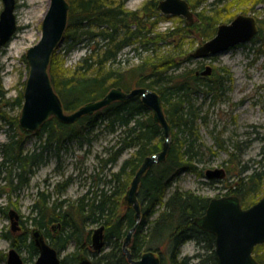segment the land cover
I'll list each match as a JSON object with an SVG mask.
<instances>
[{
	"label": "trees",
	"instance_id": "trees-1",
	"mask_svg": "<svg viewBox=\"0 0 264 264\" xmlns=\"http://www.w3.org/2000/svg\"><path fill=\"white\" fill-rule=\"evenodd\" d=\"M123 1L68 0L65 38L72 43L66 46L67 50L81 42L88 52L73 69L65 68L59 59L51 57L48 67L51 84L66 112L89 100L100 99L112 87L129 91L144 86L159 94L170 125V145L165 159L152 163L136 188L140 219L128 248L133 258L151 250L161 264H216L214 235L200 229L193 221L205 211L210 197L181 186L172 187V184L184 172L204 177L208 163L223 150L228 154L224 161L227 176L207 182H220L222 194L237 195L243 206H249L264 194V132L259 138L263 140L262 157L253 167L241 160L239 142L232 141L231 147L226 144L228 139L223 137L222 129L218 132L212 129L213 143H205L199 131L201 125L208 124L203 106L207 98L208 104L222 99V82L229 78L222 75L227 70L224 67L202 75V60L197 59V63L191 65L196 59L190 57V47L183 42L185 33L195 36L198 43L212 37L218 23L236 16L237 13L231 11L236 2L213 0L206 9L198 11L197 7L204 0H187L193 11V22L180 18L185 22L183 27L178 25L157 31L158 22L168 16L160 15L156 0H147L139 10H125ZM253 1V5L264 2ZM258 37L259 33L255 40ZM94 39L97 41L91 46L89 42ZM126 46L140 61L128 67H113L117 55ZM4 92L3 89L0 92V101ZM201 93L203 96L199 101ZM22 101L20 91L13 101L5 102L20 107ZM0 113L4 119V111ZM25 133L19 132L18 141L22 173L26 175L23 179L27 184L28 172L33 173L34 164L41 160L43 150L38 153L25 151L22 140ZM41 133L45 140L42 147H52L58 162L61 150L74 151L70 144H75L79 150L85 148L80 157L76 156L83 163L92 151L90 147L94 140L103 134L114 137L100 153L94 154L97 162L92 168L89 170L86 166L82 170L88 182L82 195L51 203L43 196L32 203V216L28 221L43 230L59 253L72 244V250L61 257V264H77L81 254L91 256L93 264H130L122 247L127 230L136 221L135 210L125 205L124 196L145 156L161 149L164 134L160 124L153 121L152 113L140 97L133 95L114 100L90 115H81L75 122L63 123L50 117L43 124ZM126 151L130 152L119 162ZM54 222L61 226L56 234H51L48 229ZM95 224L105 226L104 247L107 250L98 253L90 245L91 226ZM189 240H194L204 253L181 256L180 247ZM21 244L36 254L26 232ZM254 248L255 259L264 264V242Z\"/></svg>",
	"mask_w": 264,
	"mask_h": 264
},
{
	"label": "rangeland",
	"instance_id": "rangeland-1",
	"mask_svg": "<svg viewBox=\"0 0 264 264\" xmlns=\"http://www.w3.org/2000/svg\"><path fill=\"white\" fill-rule=\"evenodd\" d=\"M16 6L14 9L15 18L17 23V29L13 33L9 42L5 43L0 49V88L5 91V96L0 101L3 104L5 101H13L14 96L18 92L24 90L25 80L27 78V72L29 65L27 64L26 51L29 47L40 38L41 27L43 23V16L46 13V9L50 3V0H15ZM118 2L119 0H114ZM147 0H124L122 7L125 10H139ZM160 0H156L158 4ZM213 0H204L202 5L197 7L198 11L206 9L209 2ZM68 2V0H67ZM230 2H236L235 6L231 7V11L236 13H244L242 10L246 9V13H252L258 22V33L260 37L256 40L251 39L246 43L237 44L236 47L216 54V57L202 60L203 67L206 64L210 65L213 69L217 67H224L227 70L223 72V76L229 79L224 82V86L228 89L224 99L218 101V103L208 104L209 98L206 99V103L203 106V111L206 112V121L208 124L201 125L199 131L203 136L205 143L212 144L213 138L212 129L214 132H218L222 129L223 137L228 139L226 144L231 147L232 141L240 143L241 147V160L247 162L249 167L256 166V161L262 157L263 140H260L261 133L264 132V2H258L253 5V0H230ZM69 4V2H68ZM156 4V5H157ZM253 6V7H252ZM3 7V2L0 0V10ZM159 10V9H158ZM160 15L162 14L159 11ZM244 13V14H246ZM164 15V14H162ZM167 16V15H165ZM179 16H168L162 18L157 24V31H163L172 29V27L181 26L185 24L180 20ZM183 18V17H182ZM181 18V19H182ZM184 19V18H183ZM230 19L227 20V22ZM261 28V30H260ZM260 31V32H259ZM185 40L183 41L187 47H190V51H193L198 44V40L192 34L185 33ZM97 39L90 41V45H94ZM59 45L55 48L52 57L59 59L63 66L69 69H73L77 65L78 60L87 54L84 43L76 42L73 47L67 50V45L72 43L71 40L65 38V33L60 41ZM62 59V60H61ZM115 66L128 67L138 63L140 60L138 56L134 55L129 50V46L123 47L115 59ZM195 60L191 65H195ZM218 71V70H217ZM203 94L199 95L198 100L201 101ZM7 105L6 111L12 116H19L21 107L15 103ZM3 106V105H2ZM8 114V116H9ZM25 132V131H22ZM6 137L4 127L0 129V142L4 141ZM113 135L103 134L100 138L94 140L91 144L92 151L85 157V164L89 166V170L92 165L97 162L94 154L102 151L103 146H107L113 140ZM40 137L34 135L27 136L25 148L31 150L35 147ZM170 139V137H169ZM74 151L61 150L59 152L60 163L64 167L63 177L77 173L78 170L73 168V165L80 161L79 158L85 150L82 147L81 150L76 148L75 144L69 146ZM130 151H126L121 156L119 162H121ZM219 154L213 158L209 165L206 167H221L226 170V163L228 154L220 150ZM54 154V152H52ZM49 163L46 166L39 167V170L30 178L29 185L20 189L18 196L11 194L10 207H13L20 211L21 219L24 225L30 229V221H25L26 217L30 213L32 203L36 197L37 183L48 175L53 168H55L58 162L53 155L48 160ZM56 165V166H55ZM116 168V167H115ZM249 171V170H247ZM89 173V172H88ZM235 173V171L233 172ZM5 175L0 172V178ZM227 176V174H226ZM225 176V177H226ZM56 179V178H55ZM205 177L198 178L193 173H180L178 179L172 184V187L177 185L183 188L192 189L198 194H203L212 198V196H220L224 191L221 189L220 182H212L209 184ZM4 181L0 179V188L4 186ZM87 180L75 178L72 184L65 191L66 196L70 199L78 197L85 192L87 186ZM41 186H43L41 184ZM40 186V187H41ZM264 195V194H263ZM6 197L0 196V206L6 204ZM8 218H5L0 212V249L7 251L8 242L3 238L2 232H5L8 227ZM98 224L92 225L95 228ZM6 226V227H5ZM73 246L70 243L68 247L61 253V257L64 256L66 251L72 250ZM101 250H107L104 247ZM181 256L188 255L193 256L197 252L204 253V250L198 246L194 240L186 241L180 247ZM24 256L28 255L27 251L23 252ZM0 264H6V261L0 259Z\"/></svg>",
	"mask_w": 264,
	"mask_h": 264
},
{
	"label": "water",
	"instance_id": "water-1",
	"mask_svg": "<svg viewBox=\"0 0 264 264\" xmlns=\"http://www.w3.org/2000/svg\"><path fill=\"white\" fill-rule=\"evenodd\" d=\"M3 7L0 10V49L17 29L15 18V0H1ZM158 9L165 15L183 16L192 23L194 15L187 0H160ZM67 0H50L43 16L41 36L26 51L29 70L24 84L23 103L19 114V125L22 130L37 131L50 116L56 117L63 123L75 122L81 115L100 110L114 100H123L138 95L142 103L150 110L153 121L160 124L164 141L159 151L146 155L139 168L135 171L132 181L127 188L125 199L135 210L136 224L128 231L123 241V252L130 264H161L158 257L150 251H144L139 258H133L128 242L140 217L139 203L136 192L141 176L147 168L156 161L165 159L169 148L170 125L166 121L161 98L156 91L144 86L133 87L124 91L120 87H112L100 99L89 100L73 111L66 112L62 106L60 96L56 94L48 75V66L55 48L61 43L67 26ZM257 22L250 13H238L233 19L219 23L213 37L195 46L190 53L191 58L205 59L218 53L226 52L238 43L248 42L256 36ZM203 74L212 71L208 64ZM206 179H222L225 169L210 167L204 172ZM201 216L194 217V223L203 230L214 235V250L216 264H259L254 257V247L264 242V195L249 206L241 205L237 195L212 196ZM103 224L92 231L91 245L95 252L104 247ZM31 236L38 247V255L32 264H61V257L55 246H51L37 227L32 229ZM78 264H93L91 257L79 255ZM8 264H23L18 252L13 248L8 254Z\"/></svg>",
	"mask_w": 264,
	"mask_h": 264
},
{
	"label": "flooded vegetation",
	"instance_id": "flooded-vegetation-1",
	"mask_svg": "<svg viewBox=\"0 0 264 264\" xmlns=\"http://www.w3.org/2000/svg\"><path fill=\"white\" fill-rule=\"evenodd\" d=\"M249 12L250 11H248V13ZM256 22H257V19H256ZM258 28H259V25L257 24V29ZM257 33H258V30H257ZM257 35L251 39L255 40V37H257ZM236 46L230 47L229 49L234 48ZM204 70H205L204 67L202 70H200V73L202 75H205L203 74ZM222 87H223L222 99H224L225 94L228 89L224 86V82H222ZM1 91H2V88H0V92ZM4 96H5V92H4ZM9 103L10 102H3V104H1V106L2 105L3 106L0 108V111L1 110L4 111L3 116L4 115L6 116L4 117V119H2L1 113H0V129H1V126L3 125L4 131L6 134L5 140L0 142V172L2 174H5L0 178L2 181H4L3 184H5L4 186L0 188V196L2 197L5 196L7 199L6 204H3L2 206H0V212L5 218H8L7 220L9 222L8 227L5 226L6 229L8 230L1 233L3 235V238H5V240L8 242V246H7V251L5 250L2 251L0 249V259L5 260L6 264H8L9 251L10 249L14 248L20 255V258L23 260V264H32L38 255V247L35 246L33 237L31 236L32 229L35 228L36 226H33L31 224L32 227L28 229L24 225L23 220L21 219L20 211H18L17 209L13 207H10L11 205H9V203H10V198L12 197L11 194H16L18 196L20 189L27 187L29 185L30 178L39 170V167L46 166L49 163L48 160L51 159V157L53 156L52 154L53 150H52V147L50 146L42 147V145L45 144L44 142L45 140H43L42 133H41L42 126L44 123L38 128L37 131L22 130L19 126L18 117L17 116L12 117L6 111L7 105H10ZM8 114L10 116H8ZM21 130L26 132L25 135L22 137L23 138L22 140L24 141V146L27 141L26 140L27 136L29 135L37 136L38 135V138L40 137L39 141L37 142L34 148H32L31 150L25 148V151L29 150V151H35L36 153H38V151L43 150L41 153V156L39 155L41 160L37 161V164H34L33 173L31 174L30 172H28L27 176L29 177V179H28L27 184L24 183L25 180L23 178L26 175L25 174L23 175L22 173V168H21L22 162L20 161V151H19L20 142L18 140H19V135H20L19 132ZM56 165H55L56 167L53 168L51 172L48 175H46L45 178H43L37 183V191L35 193L36 197L34 201L37 202V200H40V198L43 196L46 197L47 201H50V203L53 200L70 199V197L66 196L65 194V191L67 190V188L72 184L75 178H79L81 180L84 179L85 172H83L82 170L86 169L85 161L83 163L80 161H77V163L73 165V168L75 170H78L77 173L74 174L75 177H73V174L63 177L62 173L64 172L65 166H62V163L60 162H57ZM66 180H68L69 182ZM41 184L43 186H41ZM31 210H32V207L30 209L29 215L26 217L24 222L30 220L29 218L30 216H32ZM60 226L61 225L59 222H54L51 224L48 230L51 234H56V231L59 229ZM40 231L43 234V236H45L43 230L40 229ZM25 232L27 233L29 240H32L33 246L36 248V254L30 253L26 245L21 244L22 236L24 235ZM45 238L49 242V238H47V236H45ZM24 251L28 252L27 256L23 255Z\"/></svg>",
	"mask_w": 264,
	"mask_h": 264
},
{
	"label": "bare ground",
	"instance_id": "bare-ground-1",
	"mask_svg": "<svg viewBox=\"0 0 264 264\" xmlns=\"http://www.w3.org/2000/svg\"><path fill=\"white\" fill-rule=\"evenodd\" d=\"M125 91V90H124Z\"/></svg>",
	"mask_w": 264,
	"mask_h": 264
}]
</instances>
